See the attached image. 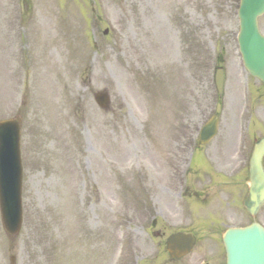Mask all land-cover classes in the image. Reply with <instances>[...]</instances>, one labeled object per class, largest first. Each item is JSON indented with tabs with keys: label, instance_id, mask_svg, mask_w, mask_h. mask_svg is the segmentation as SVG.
Here are the masks:
<instances>
[{
	"label": "rangeland",
	"instance_id": "1",
	"mask_svg": "<svg viewBox=\"0 0 264 264\" xmlns=\"http://www.w3.org/2000/svg\"><path fill=\"white\" fill-rule=\"evenodd\" d=\"M239 3L0 0V120L22 117L24 167L23 229L11 240L0 218V264H226L225 230L254 221L243 199L264 136ZM214 114L219 133L199 147ZM179 231L198 241L172 260Z\"/></svg>",
	"mask_w": 264,
	"mask_h": 264
},
{
	"label": "water",
	"instance_id": "2",
	"mask_svg": "<svg viewBox=\"0 0 264 264\" xmlns=\"http://www.w3.org/2000/svg\"><path fill=\"white\" fill-rule=\"evenodd\" d=\"M264 15V0H241L238 12L240 32L238 44L243 62L250 75L264 84V36L258 19ZM215 84L220 96L224 89V71L218 69ZM101 107L109 105L108 95H96ZM218 116L202 129L199 144L209 143L218 131ZM22 119L0 121V215L4 231L16 239L23 225V165L21 157ZM264 138L253 150L249 168V189L244 206L250 216L256 217L264 206ZM196 243L192 234L178 233L167 241L172 258L189 254ZM227 264H264V228L257 223L245 228H230L223 237Z\"/></svg>",
	"mask_w": 264,
	"mask_h": 264
},
{
	"label": "flooded vegetation",
	"instance_id": "3",
	"mask_svg": "<svg viewBox=\"0 0 264 264\" xmlns=\"http://www.w3.org/2000/svg\"><path fill=\"white\" fill-rule=\"evenodd\" d=\"M235 150H234V152L232 153V155H231V158H234V155H235ZM206 264H208V263H206Z\"/></svg>",
	"mask_w": 264,
	"mask_h": 264
}]
</instances>
